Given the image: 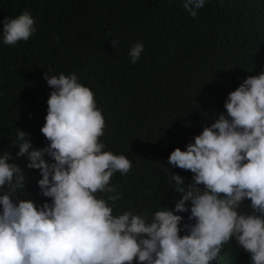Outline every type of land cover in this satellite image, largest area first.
I'll use <instances>...</instances> for the list:
<instances>
[{
    "label": "trees",
    "instance_id": "16d2710c",
    "mask_svg": "<svg viewBox=\"0 0 264 264\" xmlns=\"http://www.w3.org/2000/svg\"><path fill=\"white\" fill-rule=\"evenodd\" d=\"M24 10L34 18L35 33L4 44L5 18ZM137 42L144 50L131 63L128 53ZM49 67L53 74L75 73L90 87L106 123L100 139L132 161L127 175L111 179L120 195L114 214L150 217L162 206L173 209L180 198L172 174L191 183L192 173L168 165L170 152L183 150L226 111L230 91L264 70V0H206L195 18L183 0H0V155L11 153L24 172L25 192L17 195L37 205L51 202L38 186L40 171L25 167L26 156L16 157L13 141L20 129L33 148L48 144L40 128ZM177 214L182 225L189 222L188 211ZM213 264H251L250 254L233 238Z\"/></svg>",
    "mask_w": 264,
    "mask_h": 264
},
{
    "label": "clouds",
    "instance_id": "9594fccd",
    "mask_svg": "<svg viewBox=\"0 0 264 264\" xmlns=\"http://www.w3.org/2000/svg\"><path fill=\"white\" fill-rule=\"evenodd\" d=\"M205 2L183 0V7L195 18ZM34 25L27 10L5 18L3 43L27 41ZM143 50L135 43L130 62ZM44 79L51 91L40 131L48 144L35 149L18 129L13 145L17 158L27 157L25 167L40 171L38 186L51 202L17 195L25 192L24 172L11 153L0 155V264H213L233 238L251 264H264V70L230 91L226 111L183 150L170 152L168 165L192 173L191 183L172 174L180 198L150 217L114 214L120 195L111 179L133 165L100 139L106 123L95 93L75 73L49 67ZM185 211L189 222L182 225L177 213Z\"/></svg>",
    "mask_w": 264,
    "mask_h": 264
}]
</instances>
